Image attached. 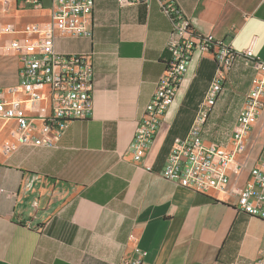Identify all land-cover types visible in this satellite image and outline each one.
Returning a JSON list of instances; mask_svg holds the SVG:
<instances>
[{"label":"crops","instance_id":"crops-1","mask_svg":"<svg viewBox=\"0 0 264 264\" xmlns=\"http://www.w3.org/2000/svg\"><path fill=\"white\" fill-rule=\"evenodd\" d=\"M196 32L264 61V0H176ZM0 0V91L24 98L13 40L32 42L50 5ZM11 25L14 31L2 32ZM169 19L156 1L121 6L94 0L90 35L54 37L58 53H87L92 110L68 123L52 147L17 144L14 120L0 118V264H264V221L238 208L249 170L264 160V109L236 155L226 192H196L162 177L175 138H183L218 69L215 48L195 51L140 162L127 151L136 124L170 57ZM250 61L236 55L204 120L206 142L227 145L251 86ZM253 67V66H252ZM12 92H10V90ZM40 124L44 98L22 104ZM6 144L16 148L5 151Z\"/></svg>","mask_w":264,"mask_h":264},{"label":"built area","instance_id":"built-area-1","mask_svg":"<svg viewBox=\"0 0 264 264\" xmlns=\"http://www.w3.org/2000/svg\"><path fill=\"white\" fill-rule=\"evenodd\" d=\"M23 1L32 7L42 6L41 0ZM117 1L121 6L137 3L149 5L151 1H156L172 27L167 42L170 57L136 124L127 149L132 160H142L174 99L194 52L215 48L214 57L218 64L216 74L187 134L173 140L161 175L196 192L209 189L226 192L230 175H236L241 170L235 157L243 151L244 139L264 109V61L254 57L252 47L237 53L212 35L197 33L176 0ZM93 3L94 0H50L48 24L42 29L35 24L26 28L30 32L41 31L43 37L27 43L11 41L10 47L20 59V86L24 98H7L0 91V118L15 121L17 144L56 146L70 121L86 118L90 114L94 76L90 55L58 53L53 43L56 34L90 35ZM1 31L11 32L14 29L8 25ZM236 55H242L254 68L251 86L245 94L228 144L206 142L203 138L205 117L211 112L222 89L224 71L232 67ZM44 98L51 102V113L38 124L35 118L25 113L22 104L35 103ZM15 148V144H6L5 151ZM238 208L264 221V160L256 161L250 168L249 179L238 195ZM142 254L141 250L136 249L135 256L125 264H141Z\"/></svg>","mask_w":264,"mask_h":264},{"label":"rangeland","instance_id":"rangeland-1","mask_svg":"<svg viewBox=\"0 0 264 264\" xmlns=\"http://www.w3.org/2000/svg\"><path fill=\"white\" fill-rule=\"evenodd\" d=\"M246 70H249V71L252 73V71L254 70V68L252 67V64H248ZM245 78H246V79H245V81H246L247 79H250V78H252V77H251V75H250V76L245 77ZM209 142H210V141H209ZM214 142L222 143L223 141H214Z\"/></svg>","mask_w":264,"mask_h":264},{"label":"water","instance_id":"water-1","mask_svg":"<svg viewBox=\"0 0 264 264\" xmlns=\"http://www.w3.org/2000/svg\"><path fill=\"white\" fill-rule=\"evenodd\" d=\"M43 4L45 6H49L50 5V0H43Z\"/></svg>","mask_w":264,"mask_h":264}]
</instances>
